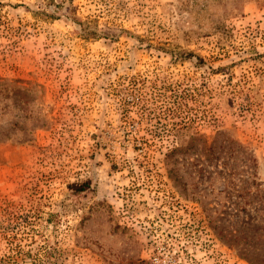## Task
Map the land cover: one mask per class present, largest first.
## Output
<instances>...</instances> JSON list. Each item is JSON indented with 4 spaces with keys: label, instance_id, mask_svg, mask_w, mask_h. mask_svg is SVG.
I'll return each instance as SVG.
<instances>
[{
    "label": "rangeland",
    "instance_id": "374dc122",
    "mask_svg": "<svg viewBox=\"0 0 264 264\" xmlns=\"http://www.w3.org/2000/svg\"><path fill=\"white\" fill-rule=\"evenodd\" d=\"M0 264H264V0H0Z\"/></svg>",
    "mask_w": 264,
    "mask_h": 264
}]
</instances>
